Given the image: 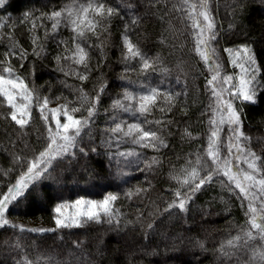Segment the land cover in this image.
<instances>
[{
  "label": "trees",
  "instance_id": "16d2710c",
  "mask_svg": "<svg viewBox=\"0 0 264 264\" xmlns=\"http://www.w3.org/2000/svg\"><path fill=\"white\" fill-rule=\"evenodd\" d=\"M105 1L115 10H128L129 16H121V21L116 11L102 21L98 35L87 34L88 69L71 60H57L62 54H70L66 48L73 49V33L66 27L53 31L52 22L40 18L71 0H6L4 4L8 16L0 26V61L5 65L10 61L15 75L24 79L34 95L48 97L49 108L68 101L71 106L83 105L77 117L87 116L86 109L98 93L100 99L97 114L77 145L52 160L40 179L31 182L24 195L6 210L10 223L0 228V264H23L25 260L30 264H264L258 256L253 259L254 251L264 249V241L248 240L244 235L250 230L245 214L248 202L223 175L214 176L196 192L185 210L168 207L177 189L187 191L186 187L180 188L186 171L197 167L204 176L212 163L205 149L211 131L210 105L215 106L208 85L213 73L195 50L193 34L198 30L192 27L188 5L183 0ZM208 10L214 21L217 38L212 47L214 60L221 66V77L231 75L235 68L232 58L243 47H248L256 59L254 67L260 70L256 102L233 100V105L243 109L242 131L251 137L247 147L264 158V0H208ZM26 13L30 14L27 19ZM121 32L157 64L150 74L144 72L146 75L141 76L138 59L124 61ZM34 37L39 38L36 45ZM225 49L233 51L229 54ZM158 70L161 75H157ZM76 72L88 78L82 81ZM155 76L164 78L163 85L156 88L173 94L174 104L170 111L157 108L139 119L152 121L144 127L157 131L167 146L156 150L126 138H113L105 130L114 126V116L117 122H137L111 107L128 88L124 81L138 78L143 82ZM220 87L225 88L223 83ZM9 112L0 104V199L27 170V162L48 143L47 126L35 106L30 123L23 129L7 116ZM221 129L220 150L226 156L228 127L225 124ZM128 149L135 155L132 163L117 160L109 165L106 154L115 157ZM198 157L200 165L196 164ZM153 158L158 162L148 167ZM97 182L103 185L99 187ZM71 183L81 187L68 194L60 192ZM87 186L97 193L84 190ZM137 189L143 191L130 198L126 195ZM109 193L118 196L114 204L118 215L112 223L27 231L55 228L53 209L60 201L72 196L98 199ZM237 236L241 239L236 246H229L227 242Z\"/></svg>",
  "mask_w": 264,
  "mask_h": 264
},
{
  "label": "snow or ice",
  "instance_id": "6c2138e0",
  "mask_svg": "<svg viewBox=\"0 0 264 264\" xmlns=\"http://www.w3.org/2000/svg\"><path fill=\"white\" fill-rule=\"evenodd\" d=\"M6 0H0V6L5 4ZM184 4L188 5V15L193 20L192 27L198 31L194 32L196 43V51L201 56L202 60L210 66L212 71L211 78L208 80V85L211 94L215 99V106L212 110V117L209 120L211 127L208 140V147L205 149V154L211 160V167L206 175L201 176V169L192 167L190 171H186L184 178L180 181V188H187V191H177L174 193L175 199L168 205L169 208H179L181 211L186 209V205L192 199L196 192L213 181L214 176L223 175L227 179L229 186H234L239 189V195L247 201L246 216H248L247 224L250 230L244 235L248 240L260 239L264 241V158L257 155L249 147L251 137L247 136L242 131L243 109L234 107L233 100H241L244 102H256L257 97V74L259 69L254 67L256 59L251 54L248 47H243L237 51L239 56L242 52L246 57L244 63L239 66L242 69V75L239 78L238 84H232L231 88H217V83L222 80L223 84H229L235 77L220 75L221 66L214 60L215 49L212 47V42L216 40V32L214 31V21L208 10V0H198V3H193L191 0H183ZM116 10L108 6L104 0H71V3L64 5L60 10H54L50 14H42L41 19L46 18L52 22V30L55 31L62 25L71 29L73 49H65L66 53L57 57V60H71L76 65H82L88 69L89 45L86 44L87 34L98 35L97 29L101 27L104 20L110 19ZM30 14L26 13L27 19ZM197 15L203 18V23L197 19ZM33 29L36 24L33 23ZM127 31V29H126ZM38 37L33 38V44L36 45ZM67 44V42H64ZM123 59L125 62L138 59L141 62V71L147 72L154 69V61L141 52L139 47L125 34L123 36ZM35 51V49H34ZM229 54L232 49H225ZM38 54V53H37ZM7 55V54H6ZM233 63H236L235 61ZM0 104L7 106L10 112L7 116L21 129L25 128L31 121L32 108L35 106L41 114V118L45 121L48 132V143L43 151L27 162V170L22 172L13 187L8 189L7 194L0 199V228L9 225L10 221L6 218V210L10 204L18 197L24 195V190L29 187L33 181L39 180L41 172L46 171V166L52 160L62 156L77 145L78 138L81 137L85 129L89 128L93 118L97 114L96 105L99 103V93L92 98L90 105L87 107V116L81 115L77 117L75 114L81 112V107L71 106L72 102L68 101L65 104L58 105L55 108H49L50 100L48 97L40 98L34 95L25 83L24 79L15 75V70L11 67L10 61L7 65L0 61ZM66 75L70 73H65ZM75 75L80 80H86V74L76 72ZM102 91V89H101ZM225 92L228 93L229 99L224 100ZM82 99H87L82 95ZM175 96L171 93L161 92L154 87L143 88L138 93L125 90L122 98L115 99L111 105L112 109L123 111L132 115L137 122L127 123L114 116L112 124L106 129L112 137L121 140L127 139L133 144L141 147H151L158 150L159 147H166L164 140L158 135L157 131L144 127V124H151L152 121L146 119L141 121L139 117H147L152 114L154 109L159 108V111H170L174 104ZM162 102V104H161ZM138 114V115H137ZM219 115V121L216 117ZM63 117V120L61 119ZM54 123L55 127H52ZM160 124L161 121H155ZM228 126L230 133L227 143V156L222 155L220 139V131L222 125ZM187 133V130H185ZM190 135V133H187ZM83 151V149H81ZM121 156L134 155V153H119ZM20 160V157L16 158ZM158 161L153 158L151 164ZM197 165L201 164L198 157ZM246 165V168L241 165ZM178 179V178H176ZM142 189H137L135 193L129 192L126 195L129 198L132 195H138ZM118 196L116 194H107L100 200L79 198L71 203H61L53 209L55 215L53 217L55 228L53 229H27V231H56L60 229H71L74 227H82L89 222L100 223L106 221L112 223L117 218L118 210L114 207ZM72 209L71 212L68 210ZM13 227L21 226L13 225ZM255 233V234H254ZM241 237L237 236L233 240H229L227 244L235 247L236 242ZM247 243V241H246ZM224 246H221L223 250ZM228 253H225L227 255ZM259 257L264 261V249L256 250L253 253V259ZM23 264H30L25 260Z\"/></svg>",
  "mask_w": 264,
  "mask_h": 264
},
{
  "label": "rangeland",
  "instance_id": "374dc122",
  "mask_svg": "<svg viewBox=\"0 0 264 264\" xmlns=\"http://www.w3.org/2000/svg\"><path fill=\"white\" fill-rule=\"evenodd\" d=\"M104 2H106L105 0H104ZM191 2H193V3H198V0H191ZM71 3V2H70ZM107 4V3H106ZM108 6H109V4H107ZM117 9V8H116ZM116 11H119V13H118V18H119V20H121V16H122V18H123V16L127 19L128 18V14H129V12H128V10H126V9H123L122 8V10L120 9V10H116ZM7 16H8V14H6L5 12H4V5L3 6H0V26L2 25V24H4V21H5V19L7 18ZM197 19H199L200 21H201V23H203V18L202 17H199L198 15H197ZM122 21V20H121ZM61 27H65V26H61ZM67 29H69L70 31H71V29L70 28H68V27H66ZM123 32V31H122ZM120 33V40H121V43H122V40H123V36L125 35V33ZM122 45H123V43H122ZM232 60H233V62L235 61L236 63H234V66H235V68H233L232 67V72H231V75L230 76H233V77H235V79L232 81V82H230L229 84H224V86H225V88L227 89V88H231V86H232V84H238V81H239V78H240V76L243 74L242 73V69L239 67V66H237L238 64H240V63H244L245 62V60H246V57L244 56V54L241 52L240 53V55L238 56L237 55V53H235V56H234V58H232ZM133 62V61H132ZM131 65H132V63H131ZM155 65H157V64H155ZM158 67V66H157ZM149 71H151V70H149ZM149 71H147V72H149ZM141 74V76L144 74V72H141L140 73ZM149 74H150V72H149ZM152 74H156V73H154V71H152ZM146 75V74H145ZM145 75H143V76H145ZM157 75H161V72L158 70L157 71ZM128 81V82H127ZM127 81H124V85L125 86H127L128 88L127 89H130L129 90V92H133V93H138V92H140L143 88H148V87H154V88H156V87H158L159 85L160 86H162L163 85V81H164V78H159L158 76H155V77H148V78H145L144 79V81L142 82V81H140V79H135L134 81H130V80H127ZM221 84H222V82L220 81V82H218L217 83V88H220V86H221ZM127 89H125V90H127ZM123 93H124V91L121 93V95H123ZM225 96H227V98L225 97ZM228 98H229V96H228V93L227 94H224V100H228ZM51 108H54V106L52 105V107ZM138 115V114H137ZM125 117L127 118H129V119H131V120H133V119H135L132 115H130L129 113H125ZM61 119L63 120V117H61ZM217 121H219V115H218V117H217ZM52 127L54 128L55 127V125H54V123L52 124ZM228 127V126H227ZM227 137H226V141H227V143H228V140H229V136H230V133L228 132V130H227ZM116 142H117V140H116ZM115 149V148H114ZM228 150V149H227ZM114 151V150H113ZM121 153H134L133 152V150L132 149H128V150H126V151H124V152H121ZM227 153H228V151H227ZM134 156L135 155H125V156H121V155H119V152L118 153H116L115 154V157H113L112 155H107L106 154V158H107V160H108V163H110L109 165H113V163H117V160H124V162H130V163H132L133 161H130V160H132L133 158H134ZM227 156V155H226ZM114 158V159H113ZM116 161V162H115ZM83 163H84V161H83ZM112 163V164H111ZM119 164V163H118ZM241 167H243V165H241ZM73 177V176H72ZM92 182H94L93 180H92ZM94 183H96V182H94ZM98 183V186L99 187H101V185H103V184H101V182H97ZM103 183V182H102ZM79 187H81V186H75L74 185V183H71L70 184V187L69 188H65V189H62L60 192H62L63 194H68L70 191H74V190H77ZM82 189V188H81ZM83 189L84 190H86V191H94V193H97V192H95L96 190H91V187H89V186H87L86 188L85 187H83ZM70 190V191H69ZM58 189H57V193H58ZM69 191V192H68ZM79 198H81V197H71V199H69V200H67V199H65V200H63V201H60V202H58L56 205H58V204H61V203H65V202H67V203H71V202H74L75 200H77V199H79ZM103 197H100V198H98V199H96V198H84V199H93V200H100V199H102ZM11 206H9V207H11L12 208V206H14L13 205V202L10 204ZM56 205H55V207H56ZM54 207V208H55ZM69 212H71L72 211V209H69L68 210Z\"/></svg>",
  "mask_w": 264,
  "mask_h": 264
}]
</instances>
